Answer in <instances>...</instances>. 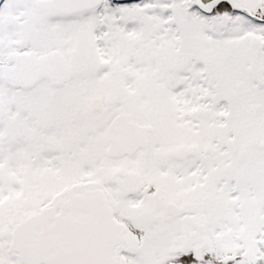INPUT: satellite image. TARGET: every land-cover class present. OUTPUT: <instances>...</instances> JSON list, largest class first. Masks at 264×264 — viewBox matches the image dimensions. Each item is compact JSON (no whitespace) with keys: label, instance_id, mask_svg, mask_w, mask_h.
Wrapping results in <instances>:
<instances>
[{"label":"snow or ice","instance_id":"obj_1","mask_svg":"<svg viewBox=\"0 0 264 264\" xmlns=\"http://www.w3.org/2000/svg\"><path fill=\"white\" fill-rule=\"evenodd\" d=\"M0 264H264V0H0Z\"/></svg>","mask_w":264,"mask_h":264}]
</instances>
